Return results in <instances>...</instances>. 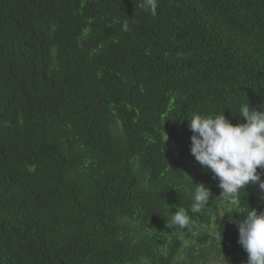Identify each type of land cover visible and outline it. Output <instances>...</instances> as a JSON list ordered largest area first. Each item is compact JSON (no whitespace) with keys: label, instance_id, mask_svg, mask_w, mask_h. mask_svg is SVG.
<instances>
[{"label":"trees","instance_id":"1","mask_svg":"<svg viewBox=\"0 0 264 264\" xmlns=\"http://www.w3.org/2000/svg\"><path fill=\"white\" fill-rule=\"evenodd\" d=\"M140 2L0 0V264L247 260L237 225L264 193L219 197L188 119L264 109V0Z\"/></svg>","mask_w":264,"mask_h":264},{"label":"clouds","instance_id":"2","mask_svg":"<svg viewBox=\"0 0 264 264\" xmlns=\"http://www.w3.org/2000/svg\"><path fill=\"white\" fill-rule=\"evenodd\" d=\"M152 16L157 14L158 0H141L137 5ZM128 31V23L122 24ZM238 115L243 122L233 124L224 112L219 115L194 113L189 120L190 153L201 166L206 167L222 190L219 197L226 198L232 205L239 202L241 190L257 185L264 193V109L257 110L249 101L242 102ZM193 183V181H192ZM191 193L192 213H199L207 207L212 193L204 184L193 183ZM171 225L183 230L189 229L192 217L181 206L171 214ZM237 225L238 243L247 253L244 264H264V211L251 208Z\"/></svg>","mask_w":264,"mask_h":264},{"label":"rangeland","instance_id":"3","mask_svg":"<svg viewBox=\"0 0 264 264\" xmlns=\"http://www.w3.org/2000/svg\"><path fill=\"white\" fill-rule=\"evenodd\" d=\"M217 259H218V257L213 259V260H211V261H209L208 264H218V260Z\"/></svg>","mask_w":264,"mask_h":264}]
</instances>
